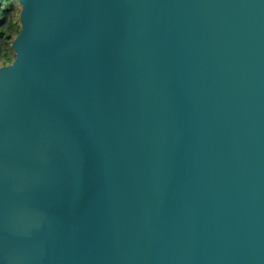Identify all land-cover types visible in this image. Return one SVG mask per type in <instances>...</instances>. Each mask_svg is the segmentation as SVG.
<instances>
[{
	"label": "water",
	"instance_id": "water-1",
	"mask_svg": "<svg viewBox=\"0 0 264 264\" xmlns=\"http://www.w3.org/2000/svg\"><path fill=\"white\" fill-rule=\"evenodd\" d=\"M17 1L0 264H264V0Z\"/></svg>",
	"mask_w": 264,
	"mask_h": 264
},
{
	"label": "trees",
	"instance_id": "trees-1",
	"mask_svg": "<svg viewBox=\"0 0 264 264\" xmlns=\"http://www.w3.org/2000/svg\"><path fill=\"white\" fill-rule=\"evenodd\" d=\"M13 3L19 5L17 0H0V66L12 62L14 55L8 40L11 42L20 30V24L10 19ZM12 33L14 36L11 38Z\"/></svg>",
	"mask_w": 264,
	"mask_h": 264
},
{
	"label": "rangeland",
	"instance_id": "rangeland-1",
	"mask_svg": "<svg viewBox=\"0 0 264 264\" xmlns=\"http://www.w3.org/2000/svg\"><path fill=\"white\" fill-rule=\"evenodd\" d=\"M16 1V0H14ZM19 11H20V6L17 5L16 3H13L12 5V16H10V19L12 22H15L18 25V17H19ZM9 18V16H8ZM14 36V33L11 34V38ZM9 44H10V39L8 40Z\"/></svg>",
	"mask_w": 264,
	"mask_h": 264
}]
</instances>
